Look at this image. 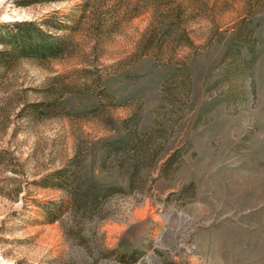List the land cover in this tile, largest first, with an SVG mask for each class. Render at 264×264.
Returning a JSON list of instances; mask_svg holds the SVG:
<instances>
[{
    "label": "rangeland",
    "instance_id": "obj_1",
    "mask_svg": "<svg viewBox=\"0 0 264 264\" xmlns=\"http://www.w3.org/2000/svg\"><path fill=\"white\" fill-rule=\"evenodd\" d=\"M19 22L65 46L0 67V264H264V0H0Z\"/></svg>",
    "mask_w": 264,
    "mask_h": 264
},
{
    "label": "trees",
    "instance_id": "obj_2",
    "mask_svg": "<svg viewBox=\"0 0 264 264\" xmlns=\"http://www.w3.org/2000/svg\"><path fill=\"white\" fill-rule=\"evenodd\" d=\"M13 26L17 27L14 33L9 32L0 37L1 68L17 57L55 58L63 52V42L48 37L31 23L19 22Z\"/></svg>",
    "mask_w": 264,
    "mask_h": 264
}]
</instances>
